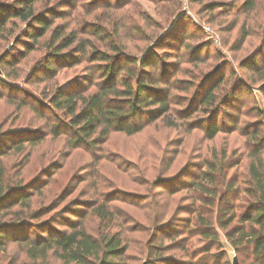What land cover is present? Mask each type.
I'll use <instances>...</instances> for the list:
<instances>
[{
  "label": "trees",
  "instance_id": "1",
  "mask_svg": "<svg viewBox=\"0 0 264 264\" xmlns=\"http://www.w3.org/2000/svg\"><path fill=\"white\" fill-rule=\"evenodd\" d=\"M42 1L0 0V31L7 30L11 36L13 28L6 26L8 21L26 24L16 40L17 44L24 46L22 56L34 50L33 45L49 31L48 39L42 44L46 55L33 73L37 80L47 77L52 81L57 67H71L83 61L86 65L80 82L62 88L54 80L48 94L33 98L31 106L25 98L19 101L39 117H45L47 111L51 121L45 118L43 128H16L6 131L3 136L11 139L8 146H0V255L12 250L14 254L23 256V264H129L127 253L130 243L123 234L125 228L117 222V214L109 205V193L102 199H70L52 216L38 220L56 209L58 203L77 186L66 187L50 208L49 205L45 209L30 208L31 194L9 202L11 195L28 188L38 178L22 185L19 177L13 185L6 179L4 159L13 151L20 156L22 164L48 137V141L62 138L63 146L70 150H83L95 164L106 159L102 151L111 133L132 136L161 118L168 127L177 126V120L181 119L183 122L178 125H185L186 133L199 130L204 140L236 131L243 141L240 146L228 147L224 143L217 149L212 148L209 156L202 160L198 173L187 184L192 191L190 198L199 203V208L203 206L211 215L216 212L213 220L201 215L193 206L192 213L196 218L184 241L186 244L201 241V245L190 252L189 260L161 255L165 250L154 244V236L150 241L148 238L144 241L139 252L148 258L155 255L157 260L154 264H232L233 257L239 264H264V105L253 106L254 120L241 125L239 119L231 114L225 116L229 119L228 124H219L217 120L225 115L229 104L234 105L240 99V91L250 92L246 80L233 78L231 71L217 75L220 67L211 68L206 58L197 55L195 62L200 63L197 68L201 81L194 85V81L186 79L189 84L184 83V88H178L173 69L179 68L178 72L181 69L184 61L176 60L179 56H159L153 41L155 46L147 47L144 55L137 59L127 51L125 44L113 40V36L108 34L109 27L115 32L114 36L118 33L117 24L110 26L108 22L93 28L87 25L82 30H66L60 25L51 28L54 18L60 17L61 12L56 6L37 10L35 3ZM44 1L46 5L49 2ZM214 5L217 4L208 6ZM258 5V0H244L243 10L256 13ZM258 20L256 13L253 23L259 26ZM251 28L252 24L242 21L238 29V45L255 34L253 31L250 33ZM3 37L1 32L0 40ZM143 40L151 41L146 36L139 41ZM259 41V45L241 60L240 67L250 72V85L257 86L264 99V24ZM194 48L188 43L183 46V49L193 52ZM171 58L174 61L171 62ZM4 83L8 89L13 88L10 82ZM191 86L194 90L190 96L174 97L171 94L173 89L188 91ZM174 105L182 107L173 115ZM233 107L239 110V105ZM19 135L25 138L13 142L12 139ZM242 163L244 171L238 172ZM48 167L50 170L42 169V174L38 175L39 178L47 175V180L36 188L37 195L44 194L43 189L50 185V177L56 175L59 164ZM15 203L20 209L12 210ZM24 207H27L25 211L22 210ZM87 214L93 215L98 222L99 230L95 234L85 227ZM139 226L142 228L141 224ZM30 230L34 231V237L29 236ZM219 233L234 251L232 259L227 257ZM194 236L197 240L190 242Z\"/></svg>",
  "mask_w": 264,
  "mask_h": 264
},
{
  "label": "rangeland",
  "instance_id": "2",
  "mask_svg": "<svg viewBox=\"0 0 264 264\" xmlns=\"http://www.w3.org/2000/svg\"><path fill=\"white\" fill-rule=\"evenodd\" d=\"M243 2L244 0H49L46 5L43 0L35 5L37 10L58 7L61 14L60 17L54 18L51 28L60 25L65 26L66 30L70 28L82 30L87 28V25L93 28L99 23L108 22L110 26L117 24L116 36L111 27L108 34L113 36V40L117 39L125 44L127 51L137 59H140L146 52L145 49L153 46L155 41L154 46L159 56H179L176 60L184 61L179 72V68L173 69V78L178 79V88H184V83L189 84L186 79L194 81V85L201 81L197 68L200 63L195 62L197 55L206 58L211 68L220 67L218 71L216 70L217 75L231 71L233 78H244L250 92L240 91L238 93L240 99L235 101L234 105L229 104L225 115L217 119L219 124L221 122L228 124L229 119L225 116L231 114L239 119L241 125L254 120L253 106L264 105L258 87L250 85L248 77L251 75L250 72L247 73L240 67L241 60L259 45L264 24V0H258L256 13L259 15L257 22L260 23L259 26L253 23L256 13H246L247 11L243 10ZM107 3L109 5L105 6ZM212 3L217 5L209 7L208 5ZM242 21L252 24L250 33L253 31L255 34L246 37L245 41L238 45V29ZM14 22L8 21L6 24L9 29L13 28V35L9 36L7 30L0 31V35L3 32L4 36L0 40L2 147L10 144L11 138L3 137L6 131L24 127L43 128L45 118L51 121L47 111L45 117H39L27 105L20 103V100L25 98L26 103L31 106L30 101L33 98H41L44 93L48 94L50 84L54 80L62 88L80 82L86 65L83 61L71 67H57L52 81L47 77L37 80L33 73L37 71L42 58L46 55V48L42 44L48 39L49 31L33 45L34 50L22 56L25 52L24 46L17 44L16 40L26 24L17 20ZM233 25L235 27H232ZM144 36L151 41H139ZM185 43L195 47L194 52L183 49ZM170 61L174 59L171 58ZM4 82H10L13 88L8 89ZM193 90L194 86L189 87L188 91L173 89L171 94L174 97L190 96ZM237 105L239 110L233 107ZM181 107L174 105L173 115L176 109ZM177 122L181 124L183 121L180 119ZM178 124L168 127L159 118L132 136L111 133L102 151L106 159L95 164L83 150H70L64 147L62 138L48 141L46 137L45 141L36 147L32 157L22 164L20 156L10 151L11 155L4 159L6 179L13 182V185L19 177L22 185L35 178L38 180L28 188L11 195L9 202L21 195L31 194L30 208L45 209L48 205L50 208L52 206L50 204L59 199L66 187L70 189L77 186L75 191L58 203L56 209L38 219L44 220L70 199L96 197L102 199L109 193L111 198L109 205L117 214V222L125 228L123 234L130 243L127 253L129 264L155 263L157 260L155 255L152 254V257L148 258L145 253L139 252L144 241L147 238L150 241L152 236L156 237L154 244L165 250L161 253L164 257L189 260L190 252L201 245V241H196V236L190 238V242L195 240L196 243L186 244L184 241V238L188 237V228L196 218L192 213L193 206L198 208L201 215L211 217L213 220L216 212L211 215L208 209L202 208L203 206L199 208V203L190 198L192 191L187 184L198 173L202 160L209 156L212 148L217 149L224 143L228 147L240 146L243 138L235 131L231 134L220 133L215 139L204 140L199 130L186 133L185 125ZM24 138L25 136L19 135L12 140L16 142ZM25 149L28 150L29 147L26 145ZM50 164L52 166L59 164L56 168L57 173L50 177L48 182L50 185L44 187V194L37 195L36 188L47 180V175L40 178L38 175L42 174L45 168L50 170L48 167ZM237 171H244V163ZM47 189L50 191L47 192ZM12 208L20 209L17 203L12 205ZM26 209L27 207H24L22 210ZM69 216L75 218L71 214ZM162 223V227L159 228ZM84 224L94 234L99 230L98 222L93 215L87 214ZM56 227L60 229L57 224ZM115 229H118V226ZM33 232L30 230L29 236L34 237ZM219 234L227 257L232 259L234 251L222 233ZM13 252L9 250L5 255H0V264H23V256Z\"/></svg>",
  "mask_w": 264,
  "mask_h": 264
},
{
  "label": "water",
  "instance_id": "3",
  "mask_svg": "<svg viewBox=\"0 0 264 264\" xmlns=\"http://www.w3.org/2000/svg\"><path fill=\"white\" fill-rule=\"evenodd\" d=\"M232 264H238V261H237V258L236 257H233Z\"/></svg>",
  "mask_w": 264,
  "mask_h": 264
}]
</instances>
